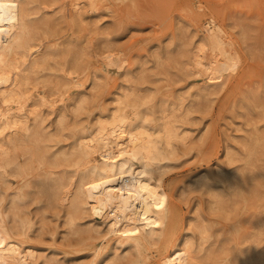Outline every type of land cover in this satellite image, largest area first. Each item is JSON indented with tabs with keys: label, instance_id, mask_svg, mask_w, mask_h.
I'll return each mask as SVG.
<instances>
[{
	"label": "bare ground",
	"instance_id": "1",
	"mask_svg": "<svg viewBox=\"0 0 264 264\" xmlns=\"http://www.w3.org/2000/svg\"><path fill=\"white\" fill-rule=\"evenodd\" d=\"M47 1L0 0V264H264V134H251L223 188L207 174L190 185L165 176L197 146L188 124L201 98L245 85L252 66L235 42L206 24L189 49L177 44L182 28L155 72L141 62L142 40L117 45L94 30L82 0H55L58 10ZM83 1L90 12L100 3ZM104 1L120 24L121 8L135 2ZM101 55L106 68L91 62ZM189 75L186 102L173 86ZM245 97L264 120V78ZM245 97L235 98L241 110ZM211 151L208 143L196 153ZM190 191L207 197L210 216L197 208L185 231L180 202ZM47 241L78 254L48 256L38 249Z\"/></svg>",
	"mask_w": 264,
	"mask_h": 264
},
{
	"label": "rangeland",
	"instance_id": "2",
	"mask_svg": "<svg viewBox=\"0 0 264 264\" xmlns=\"http://www.w3.org/2000/svg\"><path fill=\"white\" fill-rule=\"evenodd\" d=\"M108 1L112 5L118 2V0ZM83 2L82 0L80 5L83 4L82 7L88 12L86 15L93 29L104 31V35L110 38H116L118 40L117 45L129 44L134 40H142L138 46L139 48L143 47L144 58L141 62L145 61V65L151 67V71H161L162 68H157L156 66L158 62L164 63V66L168 65L166 55L169 53L166 52V49L175 47L174 39L171 38L172 33L178 34L184 30L183 34L180 33L179 37L181 40L177 44L193 49L192 47L197 44L200 38L204 39L203 37L207 33L205 25L215 24L220 26L227 36L235 42V47L252 66L246 79L245 87L243 86L239 93L228 94L223 89L217 94L202 97L201 99L205 102L204 108L194 114L197 117L196 122L188 124L190 127V139L198 147L208 143L211 144L212 151L209 154L210 156L207 158L206 155L205 158L199 159L200 155L196 153L198 148L196 146L187 154L181 156L179 164L169 169L165 174V176L179 175V179L182 180L181 184L185 183L186 185H190L191 183L189 182H194L207 174L212 181L214 180L213 184L219 189L226 186L230 178H234L231 175L234 167L237 168L239 166L238 159L244 155L248 142L255 134L254 132L257 131L264 134V120L261 118L263 108L261 106H256V108L250 105L251 101L245 97L252 90L262 89L263 85L264 0H135V2L130 1L129 4H124L123 8H121L123 11L122 24L119 22L118 15L115 16L114 12L106 10L104 0H100L96 7L97 10L94 12L88 11L90 6L88 3ZM59 5L60 1L48 0L43 4V7H51V9L58 10ZM127 15L128 18L126 17ZM241 28L247 31V36L245 37L247 41L244 40L240 33ZM91 48L97 49L95 45L94 47L91 46ZM155 51L156 54L154 53ZM157 54L160 55L159 59H157ZM163 55H165V58ZM208 57L212 60L214 59L213 54ZM91 62L100 68H106L103 55L91 57ZM241 66L242 64L238 67V73ZM110 74L117 76L112 71ZM236 75L233 74V76ZM157 77H161L158 96L168 99L165 77L164 75H157ZM192 81L193 77L189 75L182 82H177V85H174L175 87L173 86V90L186 96V102L192 99L191 96H187ZM240 95L245 97L243 104L246 108L243 110L235 102V98ZM240 110L245 112L240 114ZM232 156L236 159L234 160ZM222 180L226 185L223 184ZM206 198V196H202L197 191H190L187 193V197L180 202L185 214V231H189L193 222L192 219L198 212L197 208L199 210L202 208V212L210 216ZM31 207L32 209L34 208V206ZM56 222L61 225L57 234V240L60 242L63 241L64 227L62 226V219L57 220L55 218L52 223L53 228ZM45 237L48 238L49 236L46 235ZM48 243L49 241L42 243L40 244L42 248H38L40 252L48 256L63 258L66 253L68 256L78 254L75 251L77 248H63V250L62 248H53ZM169 255L174 258L175 251L171 249Z\"/></svg>",
	"mask_w": 264,
	"mask_h": 264
}]
</instances>
